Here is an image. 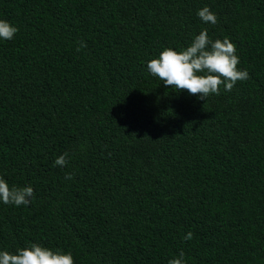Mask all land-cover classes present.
Returning a JSON list of instances; mask_svg holds the SVG:
<instances>
[{"label": "trees", "instance_id": "1", "mask_svg": "<svg viewBox=\"0 0 264 264\" xmlns=\"http://www.w3.org/2000/svg\"><path fill=\"white\" fill-rule=\"evenodd\" d=\"M0 18L19 29L0 42V175L34 192L0 204V249L264 264V0H0ZM202 28L248 72L205 100L146 67Z\"/></svg>", "mask_w": 264, "mask_h": 264}, {"label": "clouds", "instance_id": "2", "mask_svg": "<svg viewBox=\"0 0 264 264\" xmlns=\"http://www.w3.org/2000/svg\"><path fill=\"white\" fill-rule=\"evenodd\" d=\"M197 17L204 24H215L216 13L207 5L196 11ZM19 31L18 27L6 19L0 18V42L12 40ZM81 46L83 42H81ZM236 47L228 37L213 40L208 29L202 28L185 47L174 49L164 47L154 58L147 62L148 72L159 78L165 86L176 90H187L190 95H197L205 100L210 94H218L220 86L231 91L237 81L248 79L246 69H240ZM67 153H62L54 160L55 166L67 164ZM71 179V175H66ZM34 198L33 187L9 185L0 175V204L15 207L27 206ZM191 233L185 235L190 239ZM0 264H74L71 252L51 249L39 243H29L16 248L14 252L0 249ZM168 264H187L184 253L180 252L168 261Z\"/></svg>", "mask_w": 264, "mask_h": 264}]
</instances>
